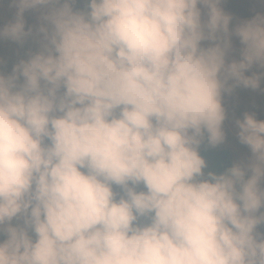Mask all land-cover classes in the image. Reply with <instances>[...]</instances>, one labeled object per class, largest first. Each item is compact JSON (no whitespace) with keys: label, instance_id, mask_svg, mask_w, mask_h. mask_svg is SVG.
I'll use <instances>...</instances> for the list:
<instances>
[{"label":"clouds","instance_id":"1","mask_svg":"<svg viewBox=\"0 0 264 264\" xmlns=\"http://www.w3.org/2000/svg\"><path fill=\"white\" fill-rule=\"evenodd\" d=\"M10 3L0 39L39 50L0 70V264H264V119L233 118L249 155L224 171L201 152L227 142L225 94L261 88L264 12Z\"/></svg>","mask_w":264,"mask_h":264},{"label":"rangeland","instance_id":"2","mask_svg":"<svg viewBox=\"0 0 264 264\" xmlns=\"http://www.w3.org/2000/svg\"><path fill=\"white\" fill-rule=\"evenodd\" d=\"M224 10L233 15L235 24L238 20L250 19L258 12H264V4H260L259 0H224L221 5ZM77 8H84L83 3L76 5ZM18 9L16 6L10 3V0H2L0 2V28L6 26L9 22H13L16 18ZM38 16L33 9L24 13V19L26 21V28H33L36 30L34 23L38 22ZM39 37L31 36L27 41L21 45L16 41L10 39H0V58L4 63L0 65V70H3L5 74L12 71L16 63L21 59H27L29 51L39 50ZM235 50L229 56V62L232 59L240 58V42L234 38ZM264 69L259 66H254L250 69L247 75H252L254 72H261ZM224 104L228 109V119L225 122L226 130L228 132L227 142L225 145H220L217 148H230L233 151L235 162L244 159L249 155L247 146L242 145L238 138L233 135L230 125L233 123L234 117L243 118L244 113H254L256 117L264 115V81L261 83L260 89H250L238 87L232 95L225 94ZM209 163V169L214 170L215 166L212 162ZM260 231H264V226H261Z\"/></svg>","mask_w":264,"mask_h":264},{"label":"trees","instance_id":"3","mask_svg":"<svg viewBox=\"0 0 264 264\" xmlns=\"http://www.w3.org/2000/svg\"><path fill=\"white\" fill-rule=\"evenodd\" d=\"M38 16V22L34 23L36 29L39 28L41 23V16L43 15V10L41 9H33ZM30 11V10H28ZM37 38V36L34 35ZM257 119H264V115L258 117ZM202 155L208 160V162H212L215 166L217 172L224 171L227 167L232 166L235 163L233 151L230 148H210V147H202L201 149Z\"/></svg>","mask_w":264,"mask_h":264}]
</instances>
